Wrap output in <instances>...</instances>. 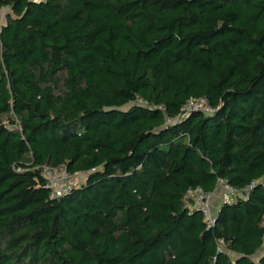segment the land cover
<instances>
[{"label": "trees", "instance_id": "obj_1", "mask_svg": "<svg viewBox=\"0 0 264 264\" xmlns=\"http://www.w3.org/2000/svg\"><path fill=\"white\" fill-rule=\"evenodd\" d=\"M0 10V264H264V0ZM221 179L254 185L208 227Z\"/></svg>", "mask_w": 264, "mask_h": 264}, {"label": "built area", "instance_id": "obj_2", "mask_svg": "<svg viewBox=\"0 0 264 264\" xmlns=\"http://www.w3.org/2000/svg\"><path fill=\"white\" fill-rule=\"evenodd\" d=\"M10 7L4 6L3 11L9 10ZM0 10V11H2ZM4 23V17L0 15V27ZM187 111L193 109H201L207 112L212 111V108L207 104L206 100L192 99L184 108ZM44 175L48 179L49 187L52 189L53 196H61L70 191L78 182L81 173H71L65 167H51L44 168ZM219 185L216 191L206 192L201 187L190 188L186 194V206L200 210L204 216L207 226L214 225L217 212L215 211V198H221L222 202H233L238 196L248 197L249 190L252 188L251 184L245 189H237L224 180H219ZM221 187H224V193L220 192Z\"/></svg>", "mask_w": 264, "mask_h": 264}, {"label": "rangeland", "instance_id": "obj_3", "mask_svg": "<svg viewBox=\"0 0 264 264\" xmlns=\"http://www.w3.org/2000/svg\"><path fill=\"white\" fill-rule=\"evenodd\" d=\"M85 176H86V174L85 173H83V175H81L79 178H78V182H77V184H79V183H81L84 179H85ZM224 187H221V189H220V192H222V193H224ZM220 202H221V198H215V208H217V205L218 204H220ZM234 255V254H233Z\"/></svg>", "mask_w": 264, "mask_h": 264}, {"label": "crops", "instance_id": "obj_4", "mask_svg": "<svg viewBox=\"0 0 264 264\" xmlns=\"http://www.w3.org/2000/svg\"><path fill=\"white\" fill-rule=\"evenodd\" d=\"M221 203V202H220ZM220 204L217 205V208L215 209V211L217 212L218 211V207H219Z\"/></svg>", "mask_w": 264, "mask_h": 264}]
</instances>
